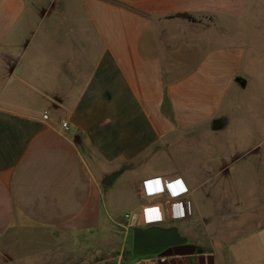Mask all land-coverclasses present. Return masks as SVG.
<instances>
[{"label": "crops", "instance_id": "crops-1", "mask_svg": "<svg viewBox=\"0 0 264 264\" xmlns=\"http://www.w3.org/2000/svg\"><path fill=\"white\" fill-rule=\"evenodd\" d=\"M243 93L264 100V0H0V264L132 263L125 222L103 232L113 173L124 214L159 205L201 250L138 264H264Z\"/></svg>", "mask_w": 264, "mask_h": 264}, {"label": "water", "instance_id": "water-1", "mask_svg": "<svg viewBox=\"0 0 264 264\" xmlns=\"http://www.w3.org/2000/svg\"><path fill=\"white\" fill-rule=\"evenodd\" d=\"M119 173L107 175L102 185L111 187ZM201 250L190 245L186 237L182 236L176 227H136L132 230L131 260L151 259L156 256L192 255Z\"/></svg>", "mask_w": 264, "mask_h": 264}, {"label": "rangeland", "instance_id": "rangeland-1", "mask_svg": "<svg viewBox=\"0 0 264 264\" xmlns=\"http://www.w3.org/2000/svg\"><path fill=\"white\" fill-rule=\"evenodd\" d=\"M52 1H54L56 4H58V3L60 4L61 2H63V0H52ZM249 91H253V89H251ZM250 96L251 95H249L248 93L247 94L243 93L241 95L242 98H240V99L243 100V103H244L243 106L244 107L247 106V103L249 101L250 107H252L253 109L256 108L257 113L253 114V121L254 122H256V121L261 122L262 119L264 120V100L263 101H259L256 99L254 100L253 95L251 96V99L249 100ZM124 179L125 178L123 176L122 178H120L115 183L114 186H112L110 188H104V193L108 194V198H109V202H110V209L109 210H110V215H111L112 220H111V222L110 221L107 222V220H106L107 225H103V232H104L105 227L108 228V231L118 232L121 229L118 222L124 221V219H123L124 213L129 209V207L132 204L130 197L128 196V188H127L128 183ZM170 225H175L176 228L178 229L179 233L182 234V232H183V223L182 222L174 221V222H171Z\"/></svg>", "mask_w": 264, "mask_h": 264}, {"label": "built area", "instance_id": "built-area-1", "mask_svg": "<svg viewBox=\"0 0 264 264\" xmlns=\"http://www.w3.org/2000/svg\"><path fill=\"white\" fill-rule=\"evenodd\" d=\"M43 120L48 119V113L44 112L42 116ZM62 127L66 128L67 123L62 122ZM144 190L147 195L152 196V194H161L164 192L165 188H157L154 180H148L144 182ZM161 192V193H160ZM185 215H189L190 211L187 203L185 202ZM125 226L129 230H133L138 226H143L144 228L155 227L160 225L164 221V216L162 209L159 205L150 204L142 208L140 212H129L123 216ZM166 256H156L154 258L148 259L151 263H164L166 261ZM139 261V260H137ZM137 261L130 264H138Z\"/></svg>", "mask_w": 264, "mask_h": 264}]
</instances>
